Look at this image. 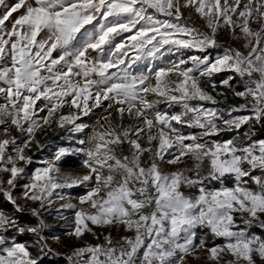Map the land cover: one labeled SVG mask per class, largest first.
Returning <instances> with one entry per match:
<instances>
[{"label":"snow or ice","instance_id":"1","mask_svg":"<svg viewBox=\"0 0 264 264\" xmlns=\"http://www.w3.org/2000/svg\"><path fill=\"white\" fill-rule=\"evenodd\" d=\"M49 257L264 264V0H0V264Z\"/></svg>","mask_w":264,"mask_h":264},{"label":"rangeland","instance_id":"2","mask_svg":"<svg viewBox=\"0 0 264 264\" xmlns=\"http://www.w3.org/2000/svg\"><path fill=\"white\" fill-rule=\"evenodd\" d=\"M15 15V14H14ZM185 15L188 16V15H191L192 17V20L195 22L196 26L197 27H200L202 30L203 29V21L198 19V17L191 12V10H185ZM10 27V25H9ZM253 27H257V25H253ZM218 40L223 43V44H227V45H231L233 47H238V48H241V50H243L242 48V45H243V40H236L232 37V34L228 31H221L218 35ZM215 50H213V55H215ZM177 57L175 55H168L166 56L165 58L161 59V60H158L155 62V65L156 66H166L168 63H170L171 61H174L176 60ZM151 65H148V64H139L136 66V71H147V68L150 67ZM240 101L239 100H233L232 98H229V100L227 101V104H232V103H239ZM222 107V106H221ZM102 109L101 110H98L97 113H96V116H93L91 117L90 119L89 118H85V122L87 123H94L96 118L102 113ZM185 131H189L188 129H185ZM66 134V139L67 140H62L60 138H56L54 139L50 146L48 147V149H45L46 153H41V151H36L35 149L33 150V157H34V163L35 167H38L40 166L39 164V161L43 160V159H51L52 158V155L54 154V152L56 151V149L58 147H69V146H74V142H71L69 141V134L65 133ZM44 138V137H41V139ZM82 159V157H77L76 160H77V165L75 166H64V170L65 171H73V172H81L83 171L80 167H79V162L80 160ZM170 170V169H168ZM83 192V189H77V190H72V194L75 196L77 194H81ZM17 195H19V193H17ZM68 214V213H66ZM50 222L52 223V230L55 231V234L56 235H62L63 234V229L61 228V225L63 224V221H59V222H55L53 220L50 219ZM114 232V235H118L116 233V230H113ZM122 234V233H121ZM88 241L89 242H92V243H95V241L92 239L91 236L87 237ZM222 243V241H221ZM78 244L77 241H74L70 238H65L64 240V244L62 246H59L57 248L58 251H61V252H66V251H70L72 247L76 246ZM54 247L55 244H53ZM50 258V257H49ZM61 264H64V262H61ZM192 264H205V260L202 258L201 260L199 261H192Z\"/></svg>","mask_w":264,"mask_h":264},{"label":"trees","instance_id":"3","mask_svg":"<svg viewBox=\"0 0 264 264\" xmlns=\"http://www.w3.org/2000/svg\"><path fill=\"white\" fill-rule=\"evenodd\" d=\"M71 163H72V166L77 165V160H76V158H74V159L71 161ZM33 165H35V163H33ZM33 165H32V167L34 168ZM65 166H69V165L66 164ZM17 193H19V192H17ZM24 219H25L26 222H30V223H34V222H35V219L32 218V217H29V216H26ZM257 231H259V230H257ZM17 238H18L20 241H28V242H31L32 239H33V237H31L30 235L18 236ZM216 243H221V241L218 240V241H216ZM53 259H55V258H54V257H50V258H48L47 260H45V264H51V261H52ZM61 262H63V261H61Z\"/></svg>","mask_w":264,"mask_h":264},{"label":"bare ground","instance_id":"4","mask_svg":"<svg viewBox=\"0 0 264 264\" xmlns=\"http://www.w3.org/2000/svg\"><path fill=\"white\" fill-rule=\"evenodd\" d=\"M227 103V102H226ZM220 107L222 106V107H224L225 106V102H221V104L219 105ZM58 139V138H60V139H62V140H67L66 138V134L64 133V132H60V131H57V132H55V133H52L50 136H49V138L47 139V148L46 149H48V147L50 146V144H51V142L54 140V139ZM42 139H44V138H42Z\"/></svg>","mask_w":264,"mask_h":264},{"label":"water","instance_id":"5","mask_svg":"<svg viewBox=\"0 0 264 264\" xmlns=\"http://www.w3.org/2000/svg\"><path fill=\"white\" fill-rule=\"evenodd\" d=\"M41 153L43 154V153H46V151L45 150H43V151H41Z\"/></svg>","mask_w":264,"mask_h":264}]
</instances>
